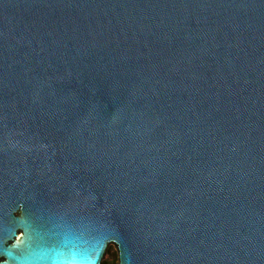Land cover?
I'll return each mask as SVG.
<instances>
[{
	"label": "water",
	"instance_id": "1",
	"mask_svg": "<svg viewBox=\"0 0 264 264\" xmlns=\"http://www.w3.org/2000/svg\"><path fill=\"white\" fill-rule=\"evenodd\" d=\"M264 264V0H0V264Z\"/></svg>",
	"mask_w": 264,
	"mask_h": 264
},
{
	"label": "rangeland",
	"instance_id": "2",
	"mask_svg": "<svg viewBox=\"0 0 264 264\" xmlns=\"http://www.w3.org/2000/svg\"><path fill=\"white\" fill-rule=\"evenodd\" d=\"M102 263L118 264L117 250H116V247L113 244H110L107 247L105 255H104L103 259H102Z\"/></svg>",
	"mask_w": 264,
	"mask_h": 264
},
{
	"label": "trees",
	"instance_id": "3",
	"mask_svg": "<svg viewBox=\"0 0 264 264\" xmlns=\"http://www.w3.org/2000/svg\"><path fill=\"white\" fill-rule=\"evenodd\" d=\"M102 264H110V263H102ZM112 264H114V263H112Z\"/></svg>",
	"mask_w": 264,
	"mask_h": 264
}]
</instances>
